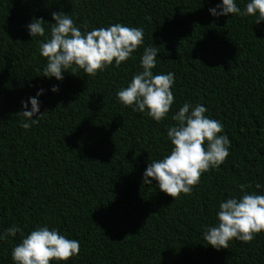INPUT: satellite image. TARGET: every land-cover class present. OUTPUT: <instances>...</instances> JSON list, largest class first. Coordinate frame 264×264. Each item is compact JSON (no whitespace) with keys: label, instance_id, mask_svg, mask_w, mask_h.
I'll list each match as a JSON object with an SVG mask.
<instances>
[{"label":"trees","instance_id":"1","mask_svg":"<svg viewBox=\"0 0 264 264\" xmlns=\"http://www.w3.org/2000/svg\"><path fill=\"white\" fill-rule=\"evenodd\" d=\"M248 2L236 0L242 11ZM219 4L0 0V234L21 230L0 240V264H14L12 249L44 226L79 241V255L66 264H264V232L250 243L234 239L227 250L203 240L220 202L239 197L241 184L264 195V21L214 17ZM61 11L82 32L116 23L143 28L144 42L120 67L113 62L94 77L71 69L61 81L43 77L39 42ZM41 18L45 37L32 38L27 26ZM148 46L159 47L153 74H175L174 103L159 123L116 96L142 71ZM40 89L45 115L26 131L16 114ZM184 103L203 105L221 122L230 154L173 200L155 181L143 185V174L170 154L167 129Z\"/></svg>","mask_w":264,"mask_h":264},{"label":"clouds","instance_id":"2","mask_svg":"<svg viewBox=\"0 0 264 264\" xmlns=\"http://www.w3.org/2000/svg\"><path fill=\"white\" fill-rule=\"evenodd\" d=\"M214 17L240 15L256 17V23L264 21V0H249L242 11L236 0H222V4L210 9ZM50 34L39 42L40 55L47 60L43 77L63 80V73L71 69L73 73L83 70L88 76H95L115 64L120 67L144 42L143 28L129 27L120 23L108 27L94 28L82 32L70 15L53 12ZM47 24L42 18L33 19L27 26L30 36L45 37ZM158 48H144L140 61L142 71L136 73L131 82L117 91V100L133 111L146 113L156 122L165 120L174 103L172 88L175 74H153L157 64ZM58 91L56 86L51 89ZM21 102L23 110L16 115L22 117L20 127L29 130L40 122L39 96ZM28 103L31 110H28ZM70 106V105H69ZM208 110L201 104L193 106L184 103L172 115L175 125L167 129V139L171 142L170 154L149 162L143 174V185L156 182L159 190L174 199L183 193L191 194L192 188L200 182L201 176L210 169L218 168L229 156L230 140L223 132L220 121L205 115ZM262 185L256 184V189ZM241 195L230 197L219 204L217 223L207 227L203 240L216 250L228 249L229 242L238 240L250 243L256 235L264 232V195L245 191L251 185L239 186ZM20 228L12 225L0 234V240L15 237ZM80 243L61 235L58 230L47 226L37 227L11 252L14 264H66L79 255Z\"/></svg>","mask_w":264,"mask_h":264}]
</instances>
